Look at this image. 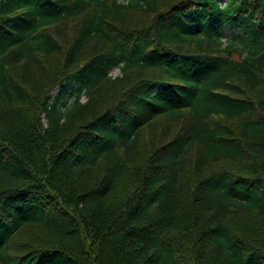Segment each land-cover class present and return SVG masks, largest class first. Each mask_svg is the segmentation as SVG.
<instances>
[{"label": "trees", "instance_id": "16d2710c", "mask_svg": "<svg viewBox=\"0 0 264 264\" xmlns=\"http://www.w3.org/2000/svg\"><path fill=\"white\" fill-rule=\"evenodd\" d=\"M0 264H264V0H0Z\"/></svg>", "mask_w": 264, "mask_h": 264}, {"label": "rangeland", "instance_id": "374dc122", "mask_svg": "<svg viewBox=\"0 0 264 264\" xmlns=\"http://www.w3.org/2000/svg\"><path fill=\"white\" fill-rule=\"evenodd\" d=\"M221 1H222L223 4L225 3V0H221ZM73 28L74 27H72L71 29L73 30ZM226 31H227L228 34H232L236 30L234 28H228ZM111 75L113 77H116V76L120 75V71L118 69H114V70H112ZM53 93H56V91H54ZM85 99H86L85 97L82 98L83 101ZM165 119L166 118H160L159 121L156 123V127L145 130L144 136H145V142H146L147 146L151 145L150 141L155 139V138H156L157 142H159V136H160V131L162 130V126H164L165 124H167L169 122V121H167ZM184 121H182L181 123L183 124ZM161 136H162V134H161ZM166 139H168L167 136L166 137H161L162 142L166 141ZM29 233H34L35 234V233H39V232L37 230H35V229H32V230H30L28 232V234ZM23 239H25V241H26V240H29L30 237H27V233H26V238H23Z\"/></svg>", "mask_w": 264, "mask_h": 264}]
</instances>
